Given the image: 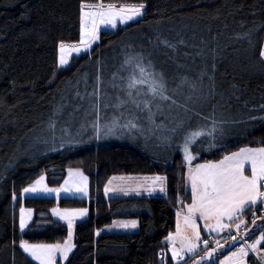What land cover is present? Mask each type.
Returning <instances> with one entry per match:
<instances>
[{"label":"trees","instance_id":"1","mask_svg":"<svg viewBox=\"0 0 264 264\" xmlns=\"http://www.w3.org/2000/svg\"><path fill=\"white\" fill-rule=\"evenodd\" d=\"M81 2L0 0V264H38L20 248L21 239L63 243L67 226L51 216L55 206L85 207L89 212L75 227V248L60 264H165L161 242L174 228L185 172L177 147L180 137L168 129L183 112L170 110V102L157 98L151 105L153 125L148 111L130 102L119 109L101 105V123L123 112L121 124L138 116L143 131L122 129L97 139L93 93L99 88L113 105L117 96L126 100L125 82L119 77H127L130 69L122 65L128 56L140 54L145 64L151 61L154 71L164 74L167 94L180 102L189 94L190 83L207 93L214 82L216 119L226 123L218 126L217 147L208 148L205 139L198 158L217 160L243 144L264 145V121L249 119L264 116V0H83L117 6L144 3L146 8L142 17L126 25L102 26L90 51L73 54L61 68L58 44L79 41ZM184 78L188 83L181 84ZM195 110L212 112L207 103ZM50 122H55L54 131ZM198 124L211 126L210 121L194 119L191 127ZM165 136L171 137L170 144L163 142ZM76 167L92 178L89 199L21 196L41 172L56 185L67 169ZM154 173L167 176L166 197L106 200L101 194L110 176ZM21 204L33 210L23 232ZM116 218H137L139 229L101 232ZM251 233L256 236V231ZM249 264L257 263L249 257Z\"/></svg>","mask_w":264,"mask_h":264},{"label":"snow or ice","instance_id":"2","mask_svg":"<svg viewBox=\"0 0 264 264\" xmlns=\"http://www.w3.org/2000/svg\"><path fill=\"white\" fill-rule=\"evenodd\" d=\"M146 4L115 5V4H80V33L79 41L76 43L65 42L61 40L58 44V67H64L69 64L73 54L89 52L92 45L100 39L101 27L115 29L119 25H126L142 17ZM260 56L264 58V50L260 51ZM145 58L140 55L128 56L122 69H130L127 77H119L125 82L127 99L122 100L116 97L117 103L111 104L110 100H104L103 94L97 88L93 95L96 103L93 105L96 119L92 123L95 138L100 139L110 135H115L118 130L126 129L129 132L133 130L143 131L137 123L138 116L126 119L121 124L120 119L124 117L113 116L110 121L101 123V105L104 109L115 107L122 108L129 102L137 109L147 110L148 120L155 124L152 113V102L159 98L160 101H168L169 109L175 108L182 110L183 116L176 119L175 126L168 129L174 135L180 137L177 147L183 156V166L186 171L183 173L185 189L190 191V203H184L178 199L181 207L176 212L175 231H170L164 240L171 252V259L177 264L184 261L185 256H195L192 264H214L215 259L222 253L226 245L232 249L219 259V264H248L249 253L255 254L258 264H264V145L259 147L245 146L237 151L224 154L219 160H207L203 163H193L200 153V148L204 146V140L207 139L208 148L217 147L216 133L218 126L226 123L225 120L216 119L217 105L212 103L215 99L214 82L208 87L207 93L202 88H198L196 83H190V92L184 97L183 102L174 99L172 95L167 94L164 74L154 71L151 61L147 64ZM203 74H201L202 82ZM117 79V74H113V81ZM213 81L212 77H209ZM98 84L100 78L97 77ZM188 83L187 78L181 81V84ZM117 87L115 82L112 85ZM174 92L176 90H173ZM147 97H151L150 99ZM209 104L212 108L210 115H202V111H196V106ZM143 105V107H141ZM159 109V104L156 105ZM264 110V105L261 106ZM194 119L210 121V127L198 124L195 128L191 127ZM251 121H264V116L250 117ZM49 127L54 131L55 122H50ZM156 125L155 128H159ZM154 131L155 129H150ZM65 131H67L65 129ZM221 135L223 129L219 128ZM55 139V137H53ZM163 142L171 143V137L165 136ZM167 176H112L104 186V194L123 193L127 195L130 192L139 193L141 190L149 194L159 191L166 192ZM61 193L69 196L88 194V177L79 169H68V175L64 182L58 188H50L45 183V176L42 174L27 187L22 189L21 196L25 194L47 195L55 194L59 198ZM17 197L13 194V200ZM252 211V228L248 222L241 217L247 209ZM260 215H256V211ZM88 208H63L53 207L51 214L63 221L67 226V238L63 243L53 244H30L27 240H20V248L25 253L38 261L39 264H57V254L62 260H66L72 250L75 248L73 243L74 225L77 219L87 215ZM33 210L25 208L23 204L19 209V228L23 232L32 220ZM261 222L259 227V236L249 242L247 237L250 232L257 230V221ZM198 221H203V229L209 234V239H204L201 234V225ZM227 221V223L225 222ZM111 227L134 229L137 227V221H113ZM233 228L235 235L232 234ZM227 232L228 235L221 239L212 236L213 233L219 236L220 233ZM100 230H97L99 235ZM242 241V243H239ZM238 244V246H237ZM201 245L203 248L201 249ZM203 250V255L198 252ZM187 264V262H185Z\"/></svg>","mask_w":264,"mask_h":264},{"label":"crops","instance_id":"3","mask_svg":"<svg viewBox=\"0 0 264 264\" xmlns=\"http://www.w3.org/2000/svg\"><path fill=\"white\" fill-rule=\"evenodd\" d=\"M262 50H264V40H263V48H262ZM263 59H264V58H263ZM245 146L259 147V146H262V145H260L259 143L243 144V145H240V146H238V147H236V148L230 150L229 152L237 151L239 148H241V147H245ZM229 152H227V153H229ZM217 160H219V159H217ZM205 161H207V160L202 159V158H198V157H197V159H196L193 163H194V164H195V163H203V162H205ZM212 161H215V160H212ZM185 171H186V168H185ZM146 175H147V176H150V175H157V173H154V174H119V175H113V176H146ZM160 175H163V174H160ZM164 176H166V175H164ZM110 177H112V176H110ZM110 177H109V178H110ZM109 178L106 180L107 182H108ZM167 181H168V179H167ZM184 191H185V193H186L187 195L184 193ZM182 193H183V195L180 194V195L178 196V199H179V200H182L184 203H190V202H191V199H190V191H187V190L185 189V184H184V190H183ZM167 194H168V182H167V190H166V192H164V193L159 192V191H155V192L149 194L148 192L141 190L139 193H136V192H130V193H128L127 195H125V194H123V193H117V194H112V193H110L109 195H107V197H106L105 194H104L105 196H104L103 194H102V196H103V198H105L106 200H109V199H111V198H133V197H137V198H153V197H166ZM26 196H34V195H24L23 197H26ZM44 197H52V196H44ZM53 198H56V197H53ZM59 198H85V197H59ZM59 198H56V199H59ZM89 198H90V196H89ZM89 198H86V199H89ZM178 199H177V204H176V207H175V225H176V212H177V211L180 209V207H181L180 203H178ZM55 207H59V206H55ZM249 209H251V208H249ZM249 209H247V210L244 212L243 216L241 217L242 219L245 220L244 215H245V213H246ZM50 211H51V210H50ZM88 215H89V212L87 213V215H86L85 218L76 221V224H75V226H74V232H75V227H76L77 223H79V222L85 220V219L88 217ZM52 216H53V215H52ZM32 217H33V216H32ZM53 218L56 219V217H54V216H53ZM56 220H58V218H57ZM131 220H135V221H137V227L134 228V229H123V228L111 227L112 224H113V221H131ZM58 221H59V220H58ZM30 222H31V221H30ZM30 222H29V223H30ZM61 222H63V221H61ZM225 222L227 223V221H225ZM63 223L66 224L65 222H63ZM198 223L201 225V234H202V236L208 234V232H207L206 230L203 229V221H198ZM139 225H140V223H139V219H137V218H116V219H113L109 224L103 226V228L101 229V232H103V233H134V232H136V231L139 229ZM175 225H174L173 230H171L172 232L175 231ZM169 232H170V231H169ZM169 232H168V233H169ZM213 234H215V233H213ZM166 236H167V235H166ZM73 237H74V235H73ZM66 238H67V237H66ZM66 238H65V239H66ZM164 238H165V237H164ZM255 239H256V238H255ZM73 243H74V238H73ZM222 243H223V241H222ZM30 244H41V243H30ZM161 246H162V249H163V253H162V261H164L165 264H177V262H175V261H173V260L171 259V252H170V250L168 249L167 243L165 242L164 239H163L162 242H161ZM262 246H264V244H262ZM21 249H22V248H21ZM230 250H234V249H232L231 246L226 245L225 248H224V250L222 251V253H220V254L218 255V258L215 259V263H216V264H219V259H222L224 255H227L228 251H230ZM72 251H73V250H72ZM26 254H27V253H26ZM70 254H71V253H70ZM70 254H69V255H70ZM27 255H28V254H27ZM198 255H199V252H198ZM28 256H29V255H28ZM252 256L254 257L255 262L258 264V262H257V260H256V257H255V254L252 255ZM29 257H31V256H29ZM68 257H69V256H68ZM194 257H195V256H190V255H189V256H185L184 261H180L179 264H185V262L189 261L190 259H192V258H194ZM249 257H251V256H249ZM249 257L247 258V259H248V264H249ZM31 258H32V257H31ZM34 261H35V260H34ZM64 261H65V260H62V259L60 258V256H59V254H57V264H58V263L60 264V262L63 263ZM35 262H37V263L39 264L38 261H35Z\"/></svg>","mask_w":264,"mask_h":264},{"label":"rangeland","instance_id":"4","mask_svg":"<svg viewBox=\"0 0 264 264\" xmlns=\"http://www.w3.org/2000/svg\"><path fill=\"white\" fill-rule=\"evenodd\" d=\"M172 146H173V150H175V148H176V146H175V143H174V141H172ZM176 150H177V148H176ZM203 151H205V150H203ZM180 153V155L182 154L181 152H179ZM200 153H202V152H200ZM200 153H199V156H200ZM181 160L183 161V156L181 157ZM72 169H79V170H81L82 172H83V174L85 175V176H87L88 177V194H87V196H83V195H81V194H76V195H74V196H69V195H67V194H65V193H61L60 194V196L59 197H85V198H89V196L91 195V189H92V178H91V176L90 175H88L82 168H80V167H76V168H72ZM185 170V169H184ZM184 170H183V172H184ZM44 175L45 176V183L50 187V188H58V187H60V185H62L63 184V182H64V180H65V178L67 177V175H68V169L66 170V172H65V176H64V178H63V180L59 183V184H56V185H50L49 183H48V181H47V176H46V174L44 173V172H41L35 179H37L40 175ZM158 175H160V174H158ZM34 179V180H35ZM33 180V181H34ZM32 181V182H33ZM31 182V183H32ZM107 183V181L103 184V186H102V188H101V194H103L104 195V186H105V184ZM29 185V184H28ZM27 185V186H28ZM26 186V187H27ZM110 194V193H109ZM25 195H32V194H25ZM36 196H52V197H56V195L55 194H47V195H44V194H41V195H36ZM105 196V195H104ZM107 197V196H106ZM57 198V197H56ZM61 209H63V208H85V207H60ZM51 216H52V214H51ZM53 217V216H52ZM86 217V216H85ZM85 217H83V218H85ZM83 218H79V219H77L76 221H78V220H80V219H83ZM56 219H57V217H56ZM75 224H76V222H75ZM75 226V225H74ZM74 238V237H73ZM23 250V249H22ZM202 253V250H200L199 251V254H201ZM254 255V254H253ZM249 256H251V257H253L251 254H249ZM254 258V257H253Z\"/></svg>","mask_w":264,"mask_h":264},{"label":"built area","instance_id":"5","mask_svg":"<svg viewBox=\"0 0 264 264\" xmlns=\"http://www.w3.org/2000/svg\"><path fill=\"white\" fill-rule=\"evenodd\" d=\"M252 211H253V209H249V210L245 213V215H244L245 220L248 222V226H249V223L252 221ZM256 215H257V216L260 215V212H259L258 210L256 211ZM258 221H259V220H258ZM258 221H257V222H258ZM259 224H261V223H258V224H257L258 227H256L257 230H256V236H255V237H253V236L251 235V234H252L251 232L249 233V236L247 237V239L249 240V242H251V241L254 240L257 236H259L260 232H259L258 229H259V227L261 226V225H259ZM249 228H250V226H249ZM232 234H233V235L236 234L234 228H233ZM227 235H228L227 232H222V233H220L219 236H216V234H212V236L215 237L216 239H221V242L223 241L222 237H225V236H227ZM203 238H204V239H209V238H210V237H209V234L203 235ZM239 243H242V241H240ZM202 248H203V246L201 245V249H202ZM249 254L253 255V253H249Z\"/></svg>","mask_w":264,"mask_h":264},{"label":"bare ground","instance_id":"6","mask_svg":"<svg viewBox=\"0 0 264 264\" xmlns=\"http://www.w3.org/2000/svg\"><path fill=\"white\" fill-rule=\"evenodd\" d=\"M237 246H238V244H237ZM203 251V250H202ZM162 258V256H160V259Z\"/></svg>","mask_w":264,"mask_h":264}]
</instances>
